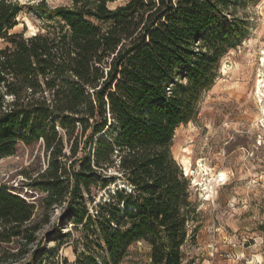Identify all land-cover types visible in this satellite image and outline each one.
Here are the masks:
<instances>
[{"label": "trees", "instance_id": "16d2710c", "mask_svg": "<svg viewBox=\"0 0 264 264\" xmlns=\"http://www.w3.org/2000/svg\"><path fill=\"white\" fill-rule=\"evenodd\" d=\"M70 1L34 6L61 25L25 36L9 32L22 6L0 0V159L19 143L44 146L43 207L66 201L70 211L82 189L120 180L77 223L118 222L101 233L113 264L137 241L149 246L148 264H180L196 206L171 147L239 35L228 2L126 0L111 9L114 0ZM33 212L0 185V243L32 241Z\"/></svg>", "mask_w": 264, "mask_h": 264}, {"label": "rangeland", "instance_id": "374dc122", "mask_svg": "<svg viewBox=\"0 0 264 264\" xmlns=\"http://www.w3.org/2000/svg\"><path fill=\"white\" fill-rule=\"evenodd\" d=\"M7 1L22 6L9 32L25 36L61 25L34 9L41 1L50 8L71 5L70 0ZM125 2L114 0L108 7ZM227 2L225 17L239 35L221 56L195 115L175 129L171 147L196 206L180 264H264V95L255 89L256 80H264V0ZM4 46L0 39V48ZM182 155L189 157L185 168ZM48 158L41 143H19L14 155L0 159V185L34 205L32 241L0 243V264H113L101 233L107 225L115 230L118 222L99 225L93 216L90 225L86 217L81 223L77 218L85 210L94 215L121 181L106 189L92 187L89 193L82 189L70 211L66 201L43 207L46 192L38 174ZM148 263L149 246L137 241L116 264Z\"/></svg>", "mask_w": 264, "mask_h": 264}, {"label": "bare ground", "instance_id": "6f19581e", "mask_svg": "<svg viewBox=\"0 0 264 264\" xmlns=\"http://www.w3.org/2000/svg\"><path fill=\"white\" fill-rule=\"evenodd\" d=\"M264 60V58H262V61ZM263 65V64H262ZM261 71V70H260ZM258 76H260V74L258 75ZM255 89H256V92H257V94H259V95H264V93H263V91H264V80L262 79V78H258L257 80H256V82H255ZM261 95V96H262ZM190 151V150H189ZM180 162H181V164L184 166V168L185 167H187L188 166V164H189V157H187V156H185V155H182L181 157H180V160H179ZM224 173V172H223ZM220 175H222V174H220ZM224 176V175H223Z\"/></svg>", "mask_w": 264, "mask_h": 264}]
</instances>
